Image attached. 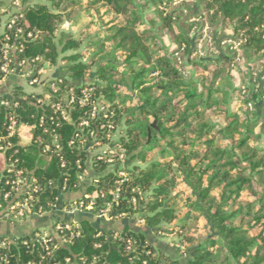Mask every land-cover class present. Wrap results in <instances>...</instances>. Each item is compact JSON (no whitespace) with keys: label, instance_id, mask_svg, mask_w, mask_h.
<instances>
[{"label":"trees","instance_id":"trees-1","mask_svg":"<svg viewBox=\"0 0 264 264\" xmlns=\"http://www.w3.org/2000/svg\"><path fill=\"white\" fill-rule=\"evenodd\" d=\"M14 1L0 0V10L8 11ZM21 2L20 12L12 14L21 15L18 59H38L37 69L53 68L59 60L65 79L56 83V94L48 86L46 95L14 88L0 100L2 135L10 116L32 128L28 144L10 137L12 147L0 151V186L2 170L12 162L39 187L34 209L54 212L59 201L65 199L62 208L69 206L76 199L66 196L80 192L106 194L105 201L95 198L96 209L102 208L120 178L117 166L107 171V164L94 162L96 183L85 187L77 181L86 158L75 135L87 138L78 127L86 110H67L71 121L59 122L57 154H42L43 143L50 145L52 139L38 127L39 118L52 113L38 100L57 103L90 88L107 110L109 124L115 131L121 128L114 151L126 161L128 182L115 209L132 223L140 215L156 238L174 232L184 252L166 253L138 229L108 228L115 220L104 222L97 211H84L73 229L78 236L50 233L51 244H43L38 231L21 237L0 234V264H264V105L257 109L254 103L257 97L264 100V0H184L178 6L172 0ZM188 19L190 29L199 26L200 38L205 26L210 35L216 27L219 45L209 48L216 59L193 58L198 50L191 46L200 39L188 40L183 24ZM66 23L80 26L75 36L58 34ZM241 38L239 52L228 46L220 53L222 42ZM165 40L175 47L167 54L161 48ZM183 63L191 66L193 80L183 74ZM258 67L263 82L256 89ZM88 80L95 82L84 83ZM223 98L234 108L221 105ZM131 189L143 192L135 209L129 204ZM127 240L134 242L130 251Z\"/></svg>","mask_w":264,"mask_h":264},{"label":"built area","instance_id":"built-area-1","mask_svg":"<svg viewBox=\"0 0 264 264\" xmlns=\"http://www.w3.org/2000/svg\"><path fill=\"white\" fill-rule=\"evenodd\" d=\"M184 0H172L171 5H180ZM14 5L18 6L17 2L14 1ZM0 74L2 80L8 76H21L26 80V84L30 87L39 85V76L43 72V68L37 69L35 67L34 60L18 59L17 53L21 52L22 46L15 44V40L18 39L21 34V29L16 26L17 21L21 18V15H5L4 10H0ZM19 13L16 12L15 14ZM14 14V13H13ZM186 16V15H185ZM192 21V20H191ZM208 26L202 30V36L198 40L197 45L200 47L202 43H206L209 47L211 46L212 39L207 33ZM31 35L28 34V38ZM225 42V41H224ZM223 42V43H224ZM222 43V44H223ZM226 43H228L226 41ZM183 74H185L183 69ZM62 80L54 79L46 82L41 87L40 95L47 94L45 86L49 87V90L56 94L57 87L56 83H61ZM49 84V85H47ZM92 90L90 88H83L79 94L71 93L70 97L67 99H61L57 103H50L46 99L38 100L37 103L45 104L49 110H51V116L44 117L41 116L38 121V127L42 129V134H47L51 139V144H44L42 146V154H57L59 146L57 144V136L55 129L58 128L59 122H70L71 118L67 110L85 109V116L82 118L78 127L81 130L87 131V138L84 139L80 135L76 134L75 139L79 140L80 146L85 147V169L76 176L79 183L85 178H87V168L91 167L93 169L94 162H104L108 167L118 166L114 164V158L116 161H122L123 155L116 154L114 151L115 140V129L109 124L108 112L104 105L101 104L97 99L92 98ZM35 94V93H27ZM1 105L9 107L7 102H2ZM92 124H96L98 127L96 129L91 128ZM48 127H51L48 128ZM5 135H0V151L11 148L12 145L8 138L16 136L19 140L18 145H26L31 140V130L32 128L27 124H22L17 122L13 116L8 118V122L4 125ZM23 131L30 132L27 137H23ZM98 132H104L102 137H99ZM74 141L71 140L68 146H73ZM116 155V156H115ZM77 169H80L79 162H76ZM124 168V167H123ZM3 184L0 186V220H5L8 222L19 223L30 217H41L44 213L40 208L37 210L34 204L33 195L39 191V187L35 184L34 180L28 181V177L24 174L22 170H17L14 164L10 162L9 165L4 166L2 170ZM120 180L116 182V187L113 192L110 193V199L106 201L100 210L96 209L95 198L105 201L107 199L106 194L99 193L94 196H89L87 194H81L76 200L72 201L69 206L64 207L66 214H74L80 212H90L97 211L96 217L104 222H110L117 219L126 218V213H122L118 209L121 201V194L123 192L122 184L128 182L127 176L123 173L119 175ZM92 183H96V178L93 179ZM3 188H6L2 194ZM133 196L130 199V206L132 209L136 208L137 200L143 197V192L138 189H131L130 191ZM2 195V196H1ZM143 223V221H139ZM61 225L60 223L55 224L50 232L38 231L36 236H38L43 244H51L52 240L48 237L50 233L62 234L64 231L70 233V238L73 236H78V233L73 229L76 228V222H70ZM66 242V240L64 241ZM126 250H132L134 242L132 240L126 241ZM4 247V243H0V248ZM183 249V247H182Z\"/></svg>","mask_w":264,"mask_h":264},{"label":"rangeland","instance_id":"rangeland-1","mask_svg":"<svg viewBox=\"0 0 264 264\" xmlns=\"http://www.w3.org/2000/svg\"><path fill=\"white\" fill-rule=\"evenodd\" d=\"M16 2H17V4H18V6H16V5H14V2H13V4H12V6H11V8L7 11L6 9H1V10H4V14L5 15H12L13 13L15 14L16 12H20V10L22 9V2H21V0H15ZM28 4V2L26 3V5ZM25 6V5H24ZM6 7V6H5ZM149 10V9H148ZM147 10V11H148ZM145 14H146V12H145ZM189 20L190 19H188L186 22H184L183 24H185L186 23V25H185V27L184 28H186L187 27V31L185 30L184 31V33L186 34V36H187V38H188V40L189 41H191L192 42V44H193V40H194V42L195 41H197L198 39H200V31L198 30L199 29V26H196V27H194L193 29H190V26H191V22H194V21H196L194 18H193V20L191 21V22H189ZM182 21H184V20H182ZM67 26V27H66ZM64 25L63 27H60L59 28V30H58V34L59 33H71L73 36H75L77 33H78V29L77 28H75L74 26L72 27L70 24H68V25ZM214 27V26H213ZM205 28V27H204ZM203 28V29H204ZM209 26H208V30H207V33H208V35L210 36V38L212 39V42H211V45L213 46L214 45V43L216 44V45H219V40L218 39H216L215 40V37H216V33H217V30H216V27L214 28V30H212V33H214V35H210L209 34ZM211 30V29H210ZM215 36V37H214ZM227 42L228 43H226V41L223 43V44H221V49H220V53L223 51V50H226V48H228V46L230 47L229 49H232L233 51H237V52H239L240 51V46L243 44V42H244V40H242V38L241 39H239V40H227ZM204 45V47H202ZM166 46V47H165ZM195 46H196V48H195ZM202 47V48H201ZM161 48H162V51H164V53L165 54H167V53H170V52H172V50H174L175 49V47H173L172 45H170V44H168V42H167V40H165V42H164V45L163 44H161ZM191 48L192 49H194V50H198V52H196L195 53V51H194V53H193V58H199V59H207V58H213V60L214 59H216L217 57H216V55H214V54H209L210 52H209V48H211V47H209L206 43H202V45L200 46V47H198V45H196V44H194L193 46H191ZM79 52H84V49H83V46L81 47V49H79ZM223 53V52H222ZM196 56V57H195ZM209 56V57H208ZM212 56V57H211ZM61 65H62V62H60L59 60H58V62H57V64H56V66H54L53 68H48V67H46V66H44V67H42L43 68V74L40 76V79H44V78H46L47 76H48V74H51V73H49L48 71H50L49 69H51V71L52 70H56L55 72H61V73H63V71L61 70ZM183 68L181 69V70H183L184 69V72H185V74H187V76H188V78H190V76H191V79H189V80H193L194 78H193V70H192V68H191V66L190 65H188V64H186V63H183ZM178 68H179V66H178ZM247 68L249 69L250 68V65H247ZM50 71V72H51ZM235 72H238V67H236V69H235ZM262 72V70L258 67V69H257V76H258V74H260ZM262 74V73H261ZM260 74V76H258V77H260V78H258L257 77V79H256V84H254V88H256V89H259V88H262V82H263V78H261V75ZM88 79V78H87ZM49 80H51V79H49ZM89 82V83H88ZM95 81L94 80H88V81H86V82H84V83H86V84H93ZM240 81L239 80H237V83L236 84H238ZM67 83L68 84H70V85H73V83H75V82H73V81H67ZM246 86L249 88V90L251 91L252 89H254L253 87H252V85L251 84H247L246 83ZM86 88V87H85ZM35 94H37V93H35ZM250 94V93H249ZM37 95H40V93H38ZM46 95V94H45ZM220 103H221V105H225V104H228V105H230V107L231 108H234V106L235 105H233V102H232V100H230L229 98H223L222 99V101H220ZM254 103H255V106H256V108L258 109L260 106H262V105H264V100L261 98H256V99H254ZM120 129L121 128H119L118 130H116L115 131V140L117 139V136H118V134H119V132H120ZM23 137H27L28 136V134L30 133V132H27V131H23ZM116 156V155H115ZM113 158H114V164L116 163V165H118L117 166V169H116V175L118 176L120 173H123L124 175H126V173H125V171L123 170V167H125V160L123 159L122 161H116L117 159L113 156ZM112 166L111 167H107V171H110V170H112ZM87 178H85V179H83L82 181H81V183H82V185L83 186H88L89 184H92V181H93V179L94 178H98L99 176V174L98 173H95L94 171H93V169L91 168V167H88L87 169ZM107 171H105V172H107ZM127 176V175H126ZM119 177V176H118ZM79 196H80V193H79ZM60 202V201H59ZM58 205H60V204H58ZM57 211V210H56ZM56 211H54V212H56ZM60 212H66L65 211V208L63 207L62 208V210L60 211ZM53 212H51V213H44L40 218H42V217H44V216H46L47 215V217L48 218H51L50 216H52L51 214H52ZM70 216L72 215V214H69ZM140 215H136V217L135 218H137L136 219V221L133 223L134 224V226H137L138 228H144V222L143 223H141V222H139L140 220L138 219V217H139ZM64 218H65V216H63ZM52 218H54V217H52ZM63 218V219H64ZM61 220V221H64V220ZM66 219V218H65ZM66 221H67V223H69V222H71V220H67L66 219ZM116 221V220H115ZM59 222V221H58ZM58 222H54V224H57ZM53 224V225H54ZM52 225V226H53ZM52 226H51V228H50V231H51V229H52ZM43 232H48V231H43ZM257 234V231H253L252 232V235H256ZM156 238V237H155ZM157 239H159V240H162L160 243H158L157 242V244L156 245H158V247H161V246H165V243L168 245V246H170L171 248H173V250L174 251H172L174 254H176V252H175V249H178L180 252H184V246H181L179 243H178V237H177V235H175V233L174 232H172V231H170V232H168L167 234H165L164 236H162V237H159V238H157ZM157 241V240H156ZM182 247H183V249H182ZM173 254V255H174Z\"/></svg>","mask_w":264,"mask_h":264},{"label":"crops","instance_id":"crops-1","mask_svg":"<svg viewBox=\"0 0 264 264\" xmlns=\"http://www.w3.org/2000/svg\"><path fill=\"white\" fill-rule=\"evenodd\" d=\"M68 25V23L65 24V26ZM67 27V26H66ZM73 27V26H72ZM79 30L80 26L75 27ZM77 30V31H78ZM51 71V69H49ZM48 71L51 74H48V76L44 79H40L39 76V81L40 84L37 86L35 85L34 87H30L26 84V80L24 77L21 76H8L6 78H4L3 80L0 81V100L4 97L9 96L10 92L14 89V88H19L21 89L23 92L25 93H40L41 92V87L43 84H46V82L54 79H65V75L61 72H55L56 70H52L51 72ZM99 176V175H98ZM81 193V192H80ZM75 196V199H77L79 196L77 195H69L66 196V198H70L73 199ZM64 200H61V202H59L60 205H58V207L56 208V212H53L50 216L51 218H48L47 215L40 218V217H30L27 218L19 223H13V222H8L5 220H0V234L7 236V237H21L24 235H28L31 232L34 231H48L50 232V228L51 226L54 224V222H60L65 216V218L67 220H71V222H78V220H80L83 215L79 214V213H74L71 216L66 214L65 212H60L62 210V206L61 204H63ZM54 217V218H52ZM63 220H66V219ZM133 220H116L113 223H109L108 224V228H114V229H122L125 226L130 227L132 229H138L140 232H142L145 236V238L147 239V241H149L152 245H154L155 247L163 250L166 253L169 254H174L172 251L173 248H171L170 246H168L165 243V246H161L158 247L157 242L160 243L162 240H159L157 238L154 237L153 233L151 231H146V228H138L137 226H134V224L132 223ZM157 240V241H156ZM160 241V242H159Z\"/></svg>","mask_w":264,"mask_h":264},{"label":"water","instance_id":"water-1","mask_svg":"<svg viewBox=\"0 0 264 264\" xmlns=\"http://www.w3.org/2000/svg\"><path fill=\"white\" fill-rule=\"evenodd\" d=\"M149 138H150V133L148 132V141H149Z\"/></svg>","mask_w":264,"mask_h":264}]
</instances>
